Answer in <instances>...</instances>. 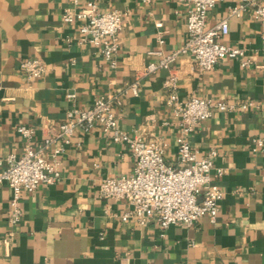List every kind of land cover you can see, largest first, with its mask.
Instances as JSON below:
<instances>
[{"label":"crops","instance_id":"crops-1","mask_svg":"<svg viewBox=\"0 0 264 264\" xmlns=\"http://www.w3.org/2000/svg\"><path fill=\"white\" fill-rule=\"evenodd\" d=\"M89 0H0V162L20 154L26 140L16 126L36 129L40 141L53 122L66 119L76 93L77 106L89 108L97 97L111 98L119 127L132 137L160 139L165 159L176 164L178 118L167 103L165 81L175 76L181 99L200 96L213 102H253L248 109L216 110L188 133L201 153L216 149L212 178L224 191L215 220L201 217L187 227L165 231L154 223L123 221L126 200L104 198V178L127 176L135 165L126 143L115 142L100 124L79 128L60 154L61 179L23 192L22 218L9 222L12 188L0 184V264H264V23L251 13L231 16L220 41L244 54L200 70L189 54L168 68L145 74L149 62L183 46L188 7L181 0H92L100 11L119 10L115 65L98 47L79 42V22L63 13ZM238 0H224L209 13V24L228 15ZM162 22V27L156 23ZM43 60L44 75L28 79L21 62ZM250 60L249 66L241 61ZM139 80V94L122 89ZM2 164L0 163V169ZM13 232L9 244L8 234Z\"/></svg>","mask_w":264,"mask_h":264},{"label":"built area","instance_id":"built-area-1","mask_svg":"<svg viewBox=\"0 0 264 264\" xmlns=\"http://www.w3.org/2000/svg\"><path fill=\"white\" fill-rule=\"evenodd\" d=\"M150 2L151 0H142ZM188 7L187 37L178 50L166 54L158 62H149L145 74L156 73L170 67L180 54H189L202 71L213 70L221 60L244 54V50L220 41L230 30L231 16L250 12L252 17L264 23V0H238L229 7L228 15L215 24H209L210 10L224 0H181ZM124 13L119 10L100 11L95 1L89 0L79 8H68L62 19L68 24L79 22V42L99 48L104 58L115 65V54L119 48V34L124 27ZM162 22L156 23L162 27ZM249 66L250 60L241 61ZM22 72L28 79L44 75L47 67L39 58H29L20 64ZM167 103L172 106L179 120L181 133L176 143L178 157L176 164H169L165 159V143L160 139L145 140L132 137L121 130L117 115L113 110L111 98L97 97L89 108L77 106L76 93L67 92L71 102L66 119L53 122L48 132L40 141H36V129L19 124L18 134L26 142L20 154L9 153L0 162V184L6 182L13 190L9 222L14 227L22 218L23 192H33L41 184L53 185L61 179L60 154L71 142L79 128L100 124L105 131L112 132L115 142L126 143L135 162L133 170L119 178H104L100 184V194L104 198L126 200L130 209L120 217L123 221L136 219L139 224L154 223L161 231L174 224L187 227L195 225L198 220L208 215L212 220L219 214V202L224 191L214 182L212 171L221 176L225 170L215 167L218 155L216 149L201 153L188 141L187 135L203 121L212 117L216 110L233 111L248 109L253 102L235 104L192 96L181 99L177 90L175 76L165 81ZM122 92L139 94V80H135ZM264 142L258 140L253 150H258ZM13 232L8 234L7 244Z\"/></svg>","mask_w":264,"mask_h":264}]
</instances>
